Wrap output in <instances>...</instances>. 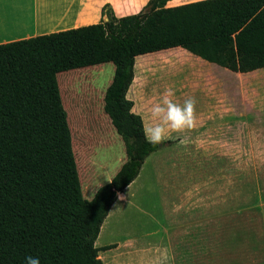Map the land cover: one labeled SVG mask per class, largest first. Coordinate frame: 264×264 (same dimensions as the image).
<instances>
[{
    "label": "trees",
    "instance_id": "16d2710c",
    "mask_svg": "<svg viewBox=\"0 0 264 264\" xmlns=\"http://www.w3.org/2000/svg\"><path fill=\"white\" fill-rule=\"evenodd\" d=\"M167 3L149 0L120 18L107 4L97 24L0 45V264H26L27 256L40 264H105L99 253L116 245L96 247L102 226L118 195L161 148L148 143L143 118L128 98L139 56L183 48L233 72L264 69V0ZM106 63L115 65V73L104 111L127 158L87 200L78 169L87 170L84 150L77 145L74 152L58 75ZM81 84L78 78L64 85ZM100 90L82 89L84 100L76 107L91 115L95 143L109 129ZM78 121L73 118L77 130Z\"/></svg>",
    "mask_w": 264,
    "mask_h": 264
},
{
    "label": "rangeland",
    "instance_id": "374dc122",
    "mask_svg": "<svg viewBox=\"0 0 264 264\" xmlns=\"http://www.w3.org/2000/svg\"><path fill=\"white\" fill-rule=\"evenodd\" d=\"M175 56L172 52H161L142 55L136 60L129 97L134 99V112L149 123L154 122L150 103L157 102L165 89H172V98L180 104L193 95L187 96L186 92L182 95L177 88L181 76L172 74ZM179 63H182L180 59ZM114 73L115 65L106 63L58 75L61 95L62 88L64 93L63 103L70 114L74 152L77 145L84 150L87 170L83 171L77 157L76 160L87 200L109 183L127 158L124 142L104 111V96ZM78 78L83 79L81 88L68 90L64 85ZM239 81L243 83L242 100L239 95L236 99L229 81L228 134L221 149L217 147L216 152L209 155V141L188 139L187 130L169 132L161 148L146 159L139 176L124 191L126 200L113 205L102 226L97 247L112 243H117L116 247L121 245V248L99 253L105 264H145L143 259L153 264L152 258L160 255L164 260L154 264H173V253L178 258L176 264H206L202 250L206 232L203 231L205 224L210 222L215 238L220 226L226 227L229 235L233 230L246 232L235 238L242 241L241 245L230 244L228 249L225 245L213 246L211 264H264V69L240 74ZM96 87L101 89L99 107L101 113H105L109 129L95 143L91 134L93 128L90 130L88 126L91 115L76 107L84 100L81 90ZM237 87L239 90V83ZM241 107L243 122L236 116ZM199 108L197 103L196 109ZM74 117L79 120L78 130L72 125ZM253 130L257 132L256 139L249 136ZM117 205L120 207L116 208ZM183 225L194 235L184 237L186 246L179 250L174 247L175 233ZM190 244L192 246L188 247ZM128 245L134 246L133 252L140 251L131 260L121 257L129 250L126 249Z\"/></svg>",
    "mask_w": 264,
    "mask_h": 264
},
{
    "label": "crops",
    "instance_id": "0c3cea01",
    "mask_svg": "<svg viewBox=\"0 0 264 264\" xmlns=\"http://www.w3.org/2000/svg\"><path fill=\"white\" fill-rule=\"evenodd\" d=\"M148 1L149 0H0V45L29 39L40 35H46L69 29L79 28L82 26L97 24L102 20L103 7L107 4L112 7L116 16L119 18L136 14L147 4ZM197 1L202 0H168L167 7H175ZM169 50L170 52L176 54V56L174 57L175 64L173 63L172 66V74L173 76H181V78L178 80L179 85L177 88L181 93H183L182 95H184L185 92L187 93V96L193 94L192 98L195 99L196 104L198 103V105H200V108L196 109V126L191 130H187L190 134L188 136V139H201L209 141L207 145L209 155L214 154L217 150V147L221 149L222 141H226L227 139L229 123V81H231V85L233 86L232 90L234 94H236V99L239 95V99L242 100L243 83L240 81L238 82V78L239 75L243 73L233 72L215 63L207 62L187 52L183 48H174ZM159 53L160 52L152 54ZM179 59L182 61V63H179ZM238 83L239 90L237 89ZM131 88L128 92L129 99ZM62 95V99L64 102L63 88ZM131 100L133 101L134 99ZM150 104L152 105L153 102ZM66 111L68 112L69 121L70 114L67 109ZM133 111H135L134 108ZM236 116L237 119L240 116L238 121L243 122L242 107L239 109V111H236ZM143 121L145 127H151L154 123H149L144 118ZM171 133L173 134L174 132ZM256 135L257 132L255 130L249 132V136L252 139H256ZM167 137L169 136H166L165 139H168ZM72 138L74 141L73 134ZM213 141H215L216 143H214ZM113 177L114 176H112L111 179ZM111 179L109 180V182L111 181ZM120 196H124L125 199H119ZM126 198L127 197L125 192L120 193L116 202L122 203L126 200ZM238 231L239 230H236L235 232L233 230L229 235L227 232V228H223L220 226L219 234H216V236H218L216 237L218 238V244L216 242V238L213 237L211 222L206 223L203 231L204 233L206 232V234L205 236L203 234L204 238L202 248L204 262L206 264L212 263L213 246L221 247L225 245V248L228 249L230 244H232L233 246H235L234 244L241 245L242 241L239 242L235 238H239L241 236H237L238 234L243 235L246 234V232H244L243 230L240 232ZM193 235L194 233L191 231V229L186 228L184 225L183 228L181 227V229L176 230V242L174 245L175 249L177 248L180 250L181 247H185L186 245H184V237ZM191 246V244L188 245V247ZM118 248H121V245L113 249ZM132 248H134V246L132 245L126 246V249L129 250L121 255V257H124V259L130 258L131 260V257L134 254L140 252H133ZM226 249L223 248L222 250ZM222 253L223 252L221 251L220 255H222ZM140 255L143 257L145 256L142 254ZM171 257V261H173V264H176L178 258L174 256V253L171 255ZM160 260H164L162 255L156 258L153 257L152 263H158ZM192 260H194V258ZM148 261L143 259V263L145 264H148ZM113 263L115 264V262Z\"/></svg>",
    "mask_w": 264,
    "mask_h": 264
},
{
    "label": "clouds",
    "instance_id": "9594fccd",
    "mask_svg": "<svg viewBox=\"0 0 264 264\" xmlns=\"http://www.w3.org/2000/svg\"><path fill=\"white\" fill-rule=\"evenodd\" d=\"M173 96L172 89H165L160 99L149 109L154 123L151 127L146 126L144 133L148 143L153 146L162 144L169 132L184 133L197 124L195 99L189 97L180 104L172 98ZM119 199L124 200L125 197L120 196ZM119 207V205L116 206V208ZM26 264H40V259L27 256Z\"/></svg>",
    "mask_w": 264,
    "mask_h": 264
}]
</instances>
